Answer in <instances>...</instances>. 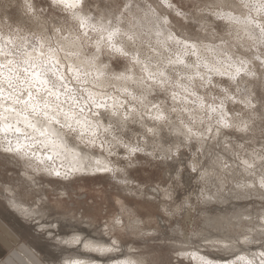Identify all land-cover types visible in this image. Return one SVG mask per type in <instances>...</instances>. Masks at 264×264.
I'll return each instance as SVG.
<instances>
[{
    "label": "rangeland",
    "instance_id": "obj_1",
    "mask_svg": "<svg viewBox=\"0 0 264 264\" xmlns=\"http://www.w3.org/2000/svg\"><path fill=\"white\" fill-rule=\"evenodd\" d=\"M50 2L0 0V41L11 53L0 54V61L7 70L12 69L10 77L13 74L17 84L8 104L22 112L23 102L31 92L28 101L35 104L46 101L57 107L69 105L72 111L90 116L96 124L98 120L107 122H98L95 134L82 133L76 127L70 135L83 139L87 148L103 156L110 167L67 178L49 175L42 173L33 159H22L17 152L4 150L0 142V209L10 210L13 215L12 204H21L24 210L45 208L57 218L53 217L54 222L61 220L56 222L58 226L54 223L51 231L40 225L36 215L22 214L27 224L38 226L36 231L31 227L17 230L8 223L36 253L39 264H48L41 248L59 247L67 238L74 240L70 234L75 230L58 229L62 222L84 232L91 230L109 250L102 255L83 251L81 243L80 248L78 242L73 244L75 240L63 247L68 252L66 257H77L82 262H95L97 258L110 264H225L248 253L255 255V264H264V37H258L259 33L256 39L235 21L239 16L254 26L264 25V11L252 6L264 0H85L88 7L83 13L92 20L91 26H81L71 11L50 7ZM148 13L159 17L162 33L169 35L164 37V45L147 31L135 37L143 35L139 41L128 39V30ZM228 15L235 17L234 21ZM104 16L110 19L109 30L120 29L124 45L133 41L126 49L120 48L126 55L114 51L107 43L106 31L98 28ZM8 38L12 43L7 42ZM207 45L220 49V63L226 71L234 67L227 69L223 61L234 56V61L248 66L244 70L252 75L249 77L243 70L233 79L226 72L198 74L206 70L199 65L198 70L186 66L184 75L175 68L168 80L160 83V69L150 75L145 69L148 65L158 69L182 52L189 63L195 64L205 55L198 59L192 46ZM29 54L38 57V63L55 54V60L50 57L68 86L62 87L56 75H48L49 82L41 87L31 84V69L30 73L19 70ZM137 54L138 59L133 57ZM4 60L14 62L13 67L9 68ZM245 62L248 65H243ZM127 77L134 81L125 86L124 93L118 82ZM103 79L108 84L105 87L100 85ZM55 90L67 95L62 100L54 99ZM94 92L99 96H92ZM13 98L20 103L14 104ZM111 99L121 103L117 101L119 108L116 112L110 109L112 113L107 106ZM221 120H226L224 124L228 126ZM40 236L44 243L48 241L41 248L36 242V238L43 241ZM28 261L37 264L35 260Z\"/></svg>",
    "mask_w": 264,
    "mask_h": 264
},
{
    "label": "bare ground",
    "instance_id": "obj_2",
    "mask_svg": "<svg viewBox=\"0 0 264 264\" xmlns=\"http://www.w3.org/2000/svg\"><path fill=\"white\" fill-rule=\"evenodd\" d=\"M247 3V2H246ZM169 4V3H168ZM252 4V3H251ZM130 6V5H129ZM82 17H84V24L85 25H93V22L91 19L87 18L84 16V13L83 12H80L79 10H76ZM147 15V14H146ZM224 16V15H223ZM227 16V15H226ZM231 16V15H230ZM229 17V15H228ZM232 17V16H231ZM239 17V16H238ZM235 18V21H237L239 24H242L241 26L243 27V29H245V31H247V34L249 33L250 35L252 36H255V38L257 39V35L260 33L258 31V28L256 27V24L255 26L253 25L254 23H251L249 22L250 20H246V19H243V18ZM161 18V17H160ZM234 18H231L232 21H234L233 19ZM165 19V18H164ZM78 20V19H77ZM102 20V19H101ZM166 20V19H165ZM80 21V20H78ZM110 19L107 18V16H104L103 18V21L101 22V25H97L98 28H101L102 30L101 31H106V35H108V32L111 31L109 30L110 27L108 26V23ZM120 21V20H119ZM160 19L159 17H156V15H153L152 14H149L144 18V19H141V20H136L135 22V25L133 27V29L131 28V30H128V34L129 36L131 37L130 40L132 39H136L135 37H137L139 34H143L144 31H147V33L149 35H153L156 37V39L160 42L161 45H164L165 43H163V41H165L166 37L168 36H164L166 32L162 33L164 29H162L161 26V22H159ZM162 21V20H161ZM118 22V21H117ZM236 23V22H234ZM237 23V24H238ZM100 24V22H99ZM96 26V25H94ZM240 26V25H239ZM37 27V26H36ZM164 27V26H163ZM238 27V25H237ZM241 27V28H242ZM235 28V27H234ZM240 29V28H239ZM243 29H240L241 31L244 32ZM146 33V34H147ZM245 33V32H244ZM105 34V33H104ZM122 34V33H121ZM246 34V35H247ZM105 35V36H106ZM244 35V34H243ZM146 35H144L145 37ZM172 36V35H171ZM249 36V35H248ZM247 36V37H248ZM250 36V37H252ZM121 36L119 35V39L117 38H114L113 39V44L115 45V47L117 48H121V49H126L127 46H129V43H132L130 40L128 42H126L124 45L123 42H125L123 39L120 38ZM140 38L136 39L139 41V39H143V35L142 36H139ZM142 37V38H141ZM162 37V38H161ZM165 37V39H164ZM258 37H262L261 35ZM5 38V37H4ZM154 38V37H153ZM169 38V37H168ZM254 38V37H253ZM3 39V38H2ZM10 38H8L7 42L9 41ZM162 39V40H161ZM1 40V39H0ZM176 40V38H175ZM178 40V39H177ZM68 41V40H67ZM5 43V41H3ZM43 42V41H42ZM166 42V41H165ZM12 43V42H11ZM169 43V42H168ZM185 43V42H184ZM183 44V43H182ZM67 45V44H66ZM70 45V44H69ZM159 45V46H161ZM190 45V44H189ZM197 45V44H196ZM7 46V45H6ZM1 41H0V47L3 48V50L5 52H9L7 50V48L9 47H6ZM179 46V45H178ZM183 46V45H181ZM71 47V46H70ZM192 47H195L194 48V52L195 54L198 55V59H199V56L201 55H205V57H202L203 60L202 61H196V66L193 62L192 65H190V63L192 62H188L187 58H186V54L185 53H181L179 54L175 59L173 58L171 61L169 60V62H167V64H164V65H160V67L155 68V67H150L149 65L145 68L147 73L150 74H153L154 71L156 70H159L160 69V73L163 72L164 73V76L161 77L160 74H159V80H163L164 82L168 80V78L170 77L169 74H170V71H173L175 68H178L179 71H181V73L184 75V72L186 70V66L187 67H190V68H194L195 70H198V68L202 69L203 70H206V71H203L201 73L198 72V74H202L204 72H207L208 71H212V72H215V73H221V72H226V74H228L231 78L235 77L236 76L238 77L239 75H237V72L236 70L239 68L241 69V71L244 70V68L246 67H243L241 64H238L236 61H234V59L232 57H229V58H225L227 60H224L223 63L226 61V63L228 64V68L229 69L230 67H234L232 68L231 71H226L225 68H223L222 64L220 63L221 62V58L219 56V53H221L219 50L220 49H216L214 47H211V46H192ZM177 48V47H176ZM77 49V48H76ZM188 49V48H187ZM137 50V49H136ZM141 50V48L139 49ZM138 50V51H139ZM167 50V49H165ZM32 51V50H30ZM41 52V49L39 50ZM186 51V50H185ZM226 51V49H225ZM12 52V51H11ZM76 52V51H75ZM123 52V50H122ZM156 52V51H155ZM163 52V51H162ZM177 52V51H176ZM232 52V51H231ZM39 52H37L38 54ZM50 53H53V52H50ZM146 53V52H145ZM157 53V52H156ZM230 53V52H229ZM28 54V53H27ZM40 54V53H39ZM166 54V53H165ZM169 54V53H168ZM231 54V53H230ZM33 55V54H32ZM32 55L30 56V54L28 55V57L24 58L25 61H27V64H25L24 62H22L23 64H19L20 65V69H25L27 68L29 72L32 71L31 73V76L29 79L32 78V81L33 83L31 84H37V85H45L47 84L46 81L47 80V76L48 75H56L57 76V80L59 79L60 80V85L64 86V85H67V83H65V81L63 82V73L60 75V73H58V69H57V65H56V62H54L55 60V54L53 56V54H50L54 57V60L53 58L51 59L50 55L47 58L44 59V61H41L40 63H38L40 60L38 57H34L35 59L38 58V61H34L32 60L30 57H32ZM41 55V54H40ZM58 55V54H57ZM206 55L208 56V58H206ZM223 55V54H222ZM225 55V54H224ZM234 55V54H233ZM30 56V57H29ZM43 56V55H42ZM41 57V56H40ZM134 58H139L138 54L136 56H133ZM162 57V56H161ZM33 58V57H32ZM33 58V59H34ZM59 58V57H58ZM56 57V60L58 59ZM156 58V57H155ZM159 58V57H157ZM171 59V58H170ZM1 60V59H0ZM6 60V59H5ZM4 60V61H5ZM136 60V59H135ZM155 60V59H154ZM157 60V59H156ZM3 61V62H4ZM152 61V60H151ZM190 61V60H189ZM251 61V60H250ZM256 61V60H255ZM139 62V60H138ZM160 62V61H159ZM165 62V61H164ZM5 63H7L5 61ZM14 63V62H13ZM12 63V64H13ZM57 63H59V61L57 60ZM85 63V62H84ZM137 63V62H136ZM158 63V62H156ZM249 62H245L243 65L247 64ZM6 64L2 63V61H0V75L2 74L3 78L4 77H10V73L12 69H9L7 70V67L5 66ZM9 65V64H8ZM153 65V64H152ZM201 66V67H198ZM248 65V64H247ZM11 67L9 68H12L13 66L10 64ZM15 66V65H14ZM155 66H158V65H155ZM18 67V66H16ZM94 67V66H93ZM243 67V68H242ZM248 68V66L246 67ZM245 68V70H246ZM250 68V67H249ZM253 68V67H252ZM14 69V68H13ZM34 69V70H32ZM72 69V68H71ZM15 70V69H14ZM18 70V71H19ZM177 70V69H176ZM244 70L243 73H246ZM17 71V69H16ZM22 71V70H21ZM73 71V70H72ZM99 71V70H98ZM189 71V70H188ZM249 71V70H248ZM85 72V71H83ZM177 72V71H176ZM30 73V72H29ZM28 73V74H29ZM156 73V72H155ZM187 73V72H186ZM210 73V72H209ZM250 73V71H249ZM253 73V72H252ZM35 74H38V75H35ZM99 74V73H98ZM102 74V73H101ZM224 74V73H223ZM241 74V73H239ZM248 74V72L246 73ZM245 74V75H246ZM255 74V73H253ZM249 75V74H248ZM247 75V76H248ZM252 74L249 75V77L251 76ZM50 76V77H51ZM75 76V75H74ZM100 76V75H98ZM123 76V75H122ZM128 76V75H127ZM264 76V75H263ZM15 76L12 74V78H14ZM48 76V79L50 78ZM59 77V78H58ZM97 77V76H96ZM102 77V76H101ZM54 78V77H53ZM56 78V77H55ZM185 78V76H184ZM234 78V79H235ZM28 79V80H29ZM100 79V78H98ZM129 79V80H128ZM131 78L130 77H127V78H122L118 83L121 82L122 85L118 84V88L120 91H123L124 93L127 91L125 90V86H127L129 84V82H131L132 80H130ZM138 79V78H137ZM152 79V78H151ZM237 79V78H236ZM0 80H1V76H0ZM50 80V79H49ZM52 80V79H51ZM55 80V79H54ZM53 80V81H54ZM102 79H100L101 81ZM119 80V79H118ZM117 80V81H118ZM39 81H45L46 83H39ZM88 81V80H87ZM134 81V80H133ZM132 81V82H133ZM186 81V80H185ZM49 82V81H48ZM139 82V81H137ZM84 83V82H83ZM99 83V82H98ZM140 83V82H139ZM248 83V82H247ZM49 84V83H48ZM131 84V83H130ZM133 84V83H132ZM177 84V83H176ZM182 84V83H181ZM246 85V83H243ZM36 85V86H37ZM53 85V84H52ZM59 85V86H60ZM100 85H108L106 80L103 79V81L100 83ZM135 85V84H134ZM139 85V84H137ZM140 85H142V83H140ZM48 86V85H47ZM47 86H44L45 90L48 89L46 88ZM62 86V87H63ZM68 86V85H67ZM35 87V86H34ZM33 87V88H34ZM38 87V86H37ZM41 87V86H40ZM95 87V86H94ZM102 87V86H101ZM105 87V86H104ZM117 87V86H116ZM51 88V87H49ZM66 88V87H65ZM100 88V87H98ZM140 88V87H138ZM241 88H246V87H242ZM41 89V88H40ZM58 89V88H57ZM91 89V88H90ZM106 89V88H105ZM128 89V87L126 88ZM42 90V89H41ZM63 90V89H61ZM61 90H55L56 92H54V94H52V96L54 95V99L56 97L57 100L61 99L62 97H64L63 95H67L64 94ZM66 90H70V89H67ZM118 90V89H117ZM7 91V90H6ZM43 91V90H42ZM54 91V90H53ZM52 91V92H53ZM64 91V90H63ZM67 92V91H66ZM249 92V90L247 91ZM41 93V92H40ZM44 93V92H43ZM70 93V92H69ZM95 93V92H94ZM120 93V92H119ZM132 93V92H131ZM131 93L128 92V94L130 95ZM146 93V92H145ZM240 93V92H239ZM242 93V91H241ZM35 95V93H33ZM42 94V93H41ZM48 94V93H46ZM32 95V93H31ZM33 95V96H34ZM40 95V94H39ZM51 96V94H49ZM102 94H100L101 96ZM128 95V96H129ZM145 95V94H144ZM149 95V94H148ZM9 93L7 92H4L2 96H0V111H3V108H15L13 107L12 105H9ZM28 96V95H27ZM26 96V97H27ZM37 96V95H36ZM42 96V95H41ZM46 96V95H45ZM69 96V95H68ZM73 95L71 94L70 97H72ZM92 96H99L98 93L96 94H92ZM90 95V97H92ZM111 96V95H110ZM248 96V95H246ZM25 97V96H24ZM43 97V96H42ZM75 97V96H74ZM93 97V98H94ZM103 97V96H102ZM28 98V97H27ZM109 98V97H108ZM14 99V98H13ZM37 99V98H36ZM36 99H33V100H36ZM46 99V98H45ZM44 99V100H45ZM63 99V98H62ZM61 99V100H62ZM69 99V97H68ZM72 99V98H71ZM79 99V98H78ZM82 99V98H81ZM95 99V98H94ZM31 100V99H30ZM39 100V98H38ZM96 100V99H95ZM106 100V99H105ZM108 100V99H107ZM112 100V99H111ZM109 100V101H111ZM48 101V100H47ZM66 101V100H65ZM76 102V100H73ZM71 101V102H73ZM88 101V100H87ZM118 101V100H117ZM116 100H112L111 103H107V106L110 105L111 108H109V111L110 109L112 111H115L118 110V103L121 104L119 101L117 103ZM10 102H11V99H10ZM35 102V101H34ZM34 102L32 101H28V103L30 105H34L35 108H36V113H39V115L37 114H33L31 112V109L29 108L28 110H23L22 111V115L21 117H19L20 119V123L19 124H16L11 118H9L8 121H6L7 123H11L13 124V127H19L20 128V132H15V131H8V132H4V131H0V142H1V147L7 151V149L9 147L13 148V149H19V151H14V152H17L16 154H19V156L22 157V159L24 158H31L33 159L34 161H36L39 166L41 167V169L43 171H40L43 173H47V174H51V175H57V173H59V176H62V177H72L74 175H78V174H83V173H98V172H103V171H107L109 170L108 168L110 166H108L105 158L103 156H100V154H95L91 149L87 148L86 146V143H84L83 139L81 138H73L71 135H70V131L71 129L73 128H80L82 130V133L84 132H89L91 134H95L96 133V130L98 128V122H100L98 120L97 124L90 120V116L85 117V115H80L79 113L77 112H74L72 111V109H70L69 105L67 106H62L59 104V107L55 106V105H50V103H47L46 101L40 103V104H35ZM38 102V101H36ZM56 102V101H55ZM71 102H69L71 104ZM107 102V101H106ZM141 102V101H140ZM68 103V104H69ZM85 103V102H84ZM102 103V101H101ZM56 104H58L56 102ZM73 104V103H72ZM96 104V103H95ZM98 104V103H97ZM78 105V103H77ZM106 105V103H105ZM105 105L104 108H105ZM72 106V105H71ZM75 106V105H74ZM93 107V105H91ZM98 106V105H97ZM102 106V105H101ZM100 106V107H101ZM102 106V107H103ZM121 106V105H120ZM145 106V105H144ZM87 107V106H86ZM109 107V106H108ZM200 107V106H199ZM74 108V107H73ZM77 108V107H76ZM84 108V107H83ZM107 108V107H106ZM16 109V108H15ZM18 109V108H17ZM16 109V110H17ZM79 109V107H78ZM99 109V108H98ZM18 111V110H17ZM84 111V110H83ZM127 111V110H126ZM18 112H21V111H18ZM88 112V110L86 111ZM104 112V111H103ZM119 112V111H118ZM148 112V111H147ZM150 112V111H149ZM44 113H47L48 116H54V119L53 120H48L47 119V116L44 115ZM108 113V112H107ZM110 113H112L110 111ZM120 113V112H119ZM158 113V112H157ZM86 114V113H85ZM115 114V113H114ZM117 114V113H116ZM115 114V115H116ZM24 115H27L28 118H29V121L34 124L36 126L37 129H41V131H43L45 133L44 136H41L38 132H35L32 128L30 127H26L24 122H23V116ZM106 115V114H105ZM113 115V114H112ZM119 115V114H117ZM134 115V114H133ZM137 115V113H136ZM159 115V114H158ZM221 115V114H220ZM101 116V115H100ZM157 116V115H156ZM117 117V116H114V118ZM150 117V116H149ZM121 118V117H120ZM158 118V117H157ZM58 120L59 121V124H57L55 121ZM101 120V119H100ZM111 120V119H110ZM134 120V119H133ZM220 120V119H219ZM97 121V120H96ZM106 121V120H105ZM119 121V119H118ZM121 121V120H120ZM103 122V121H102ZM100 122V123H102ZM124 122V121H123ZM221 122L223 123V125H225L224 123L226 122V120H221ZM103 123H107V122H103ZM102 123V124H103ZM227 123H229V121H227ZM226 123V124H227ZM231 123V122H230ZM101 125V124H100ZM108 125V124H107ZM222 125V124H221ZM101 127V126H100ZM103 127V126H102ZM115 127V126H114ZM125 127V126H124ZM123 127V128H124ZM108 128V127H107ZM76 130V129H75ZM76 131H79L78 129ZM75 131V132H76ZM104 131L106 132V130L104 129ZM108 131V130H107ZM81 132V131H79ZM72 133V132H71ZM78 133V132H77ZM110 133V132H108ZM177 133V132H176ZM103 134V133H102ZM108 136V135H107ZM114 139V138H113ZM108 140V139H107ZM116 140V139H115ZM91 141L95 142L94 140L91 139ZM118 142V141H117ZM95 144V143H94ZM122 144V143H121ZM124 146V145H123ZM0 147V148H1ZM117 147V146H116ZM123 149V148H122ZM151 149V148H150ZM113 150V149H112ZM115 150V149H114ZM13 152V151H12ZM17 158V157H16ZM28 161V160H27ZM29 162V161H28ZM30 163V162H29ZM25 164V163H24ZM27 164V163H26ZM33 165V163H30ZM27 166V165H26ZM38 165H36L37 167ZM247 166H250V164H247ZM35 167V168H36ZM38 168V167H37ZM37 170V169H36ZM39 174V173H38ZM31 179V178H30ZM262 184V183H261ZM264 184V183H263ZM14 201V200H12ZM17 203V202H16ZM12 208L14 210L13 215L10 214V210L8 212H5L4 210L0 209V217L2 218V220L6 221L7 223H10V225L12 227H14L15 229L17 230H35L37 228L38 230V226L34 223H31V224H27L28 222H25L26 220H24L25 218L22 217V214H25V215H36V217L39 219L36 220L40 222V225L41 226H45V227H48V229L51 231V228L56 224L57 221H61V220H57L56 222L53 221V219H57L56 217L51 216V211L50 209H46L45 208H39L40 210H24L23 207H21V204H12ZM54 211V210H53ZM52 211V212H53ZM57 212V211H55ZM10 214V215H9ZM55 215V214H54ZM57 215V213H56ZM50 216L52 218H50ZM59 215H57L58 217ZM29 217V216H28ZM34 217V216H33ZM54 217V218H53ZM60 217V216H59ZM58 217V219H59ZM32 219V217H31ZM65 218H63L64 220ZM30 220V219H29ZM65 221V220H64ZM67 221V220H66ZM69 221V220H68ZM27 224L24 226V223ZM70 222V221H69ZM55 223V224H54ZM58 226V224H56ZM41 226L39 228H41ZM61 226V227H60ZM214 226V225H213ZM31 227V228H29ZM67 228L70 232L72 230H75V234H70V238H73L75 240V243L73 242L74 240H70L67 238V242H62L61 239L60 241L62 242L61 245L59 247H51V246H45L44 249H46L48 251V254L45 253L44 249L41 248L44 246V244L48 241H46L44 243V238L41 239L43 241H40L39 238H36V242L39 243L40 245V248L42 249V252L44 254V257L47 259L48 261V264H54V261H59L61 264H110V263H106L105 261L103 260H96L95 258V262L93 260H88V262H82V259L81 260H78L77 257H74V258H68L66 257L68 252H66V247L70 245L71 241L73 242L74 245H76L78 242L79 245L81 243L80 246H78L80 249H82L83 251L84 250H88L90 252L94 251L95 253L97 252L98 255H102V254H106V251L108 250L107 249V246L106 244L103 243V239L99 238L98 235H95L94 233H92V231H88V230H85V228L82 231L80 230L77 226H75L74 224H70V223H67L66 222V225L64 224V222H62V224L59 225L58 229H61V228ZM47 229V228H45ZM57 228L55 230H58ZM48 230V231H49ZM67 230V231H68ZM36 231V230H35ZM62 231V230H60ZM18 232V231H17ZM34 232V231H33ZM44 232V231H43ZM55 232V231H54ZM63 232V231H62ZM73 232V231H72ZM58 233V232H57ZM56 235L58 236V233ZM53 234V233H52ZM68 234V233H66ZM39 235V233H38ZM48 235H49V232H48ZM51 235V234H50ZM60 235V234H59ZM36 236V235H35ZM46 236V235H45ZM61 236V235H60ZM64 236V234H63ZM48 237V236H47ZM62 237V236H61ZM52 238V237H51ZM66 238V236H65ZM47 239V238H46ZM53 239V238H52ZM49 240V239H47ZM63 240H65L63 238ZM55 241L52 240V242ZM55 244V243H54ZM72 244V243H71ZM38 245V246H39ZM51 245V244H49ZM63 245V246H62ZM66 245V247L64 248L63 250V247ZM53 246V245H52ZM235 248V247H234ZM79 249V251H80ZM110 249V247H109ZM71 250V249H70ZM75 250V248H74ZM233 250V249H232ZM46 251V252H47ZM68 251V250H67ZM76 251H78V248L76 247ZM75 251V252H76ZM109 252V250L107 251ZM113 252V251H112ZM259 252V251H258ZM93 253V252H92ZM96 253V254H97ZM260 253V252H259ZM258 254V253H257ZM42 255V254H41ZM66 255V256H65ZM78 256V255H77ZM82 256V255H80ZM87 256V255H86ZM91 256V255H90ZM197 256H199V254H197ZM253 255H250L248 253H243L242 255L240 256H236V259L233 258L231 259V261L229 260V263H225V264H236L237 262H240L242 264H255L254 261H253V258H255L254 256L252 257ZM88 257V256H87ZM201 257V260L203 259V257L200 255ZM109 258V257H108ZM116 258V257H115ZM197 258V257H196ZM257 258V257H256ZM87 259V258H86ZM122 259V258H121ZM131 259V258H130ZM199 259V258H198ZM109 260V259H108ZM255 260V259H254ZM97 261V262H96ZM107 261V260H106ZM119 261V260H118ZM200 261V260H199ZM204 261V259L202 260ZM110 262V261H109ZM122 262V261H121ZM127 262V261H126ZM259 262V261H258ZM262 262V261H261ZM114 263V262H113ZM120 263V262H119ZM118 262H115V264H119ZM131 263V262H130ZM133 263V262H132ZM212 263V262H211ZM121 264H129V263H124L122 262ZM209 264V262L207 263ZM259 264V263H258Z\"/></svg>",
    "mask_w": 264,
    "mask_h": 264
},
{
    "label": "snow or ice",
    "instance_id": "obj_3",
    "mask_svg": "<svg viewBox=\"0 0 264 264\" xmlns=\"http://www.w3.org/2000/svg\"><path fill=\"white\" fill-rule=\"evenodd\" d=\"M245 7H248V4L244 5ZM253 7H257L258 11H264V2L259 3V5L253 4ZM50 7H59L64 11H71L72 12V16L74 19H78L80 20L81 26H83L84 24V17H82L76 10L79 9L80 12H84L85 9L88 7L87 4H85V0H51L50 2ZM31 6H29V11H31ZM231 18V17H229ZM252 22V21H249ZM259 29H260V33L262 35V37H264V25L261 24H257L256 25ZM119 34H120V29L118 27L114 28L113 30L108 32L107 35V43L110 47H112V49L116 52H121V54H125L123 53L121 49L116 48L115 45L113 44V39L117 38L119 39ZM103 39V37H102ZM128 39H131V37H129ZM8 43H11V41L9 40ZM0 54H3L5 56L11 55L10 52H5L3 50L2 47H0ZM12 61L8 60L7 64H11ZM25 64H27V61H24ZM6 66V65H5ZM25 72L28 71L27 68L24 69ZM241 69H237V75H239ZM220 75H223V73H218ZM38 75V74H35ZM160 76L163 77L164 73L161 72ZM152 77L150 76L149 79H151ZM235 77H233L234 79ZM19 77H16L15 80H19ZM25 80H27V78H25ZM160 83H164L163 80L159 81ZM39 83L43 84L46 83L45 81H39ZM31 86V85H29ZM17 89V84L14 82V79L12 77H4L2 80H0V96L3 95L5 90L9 91V96L8 98L11 99L12 98V93L15 92ZM49 94H51V90L49 89ZM31 98V92L28 93V99L24 100V110H28L29 108L31 109V112L33 114H37L39 115V113H36V108L34 105H30L28 103V100ZM13 103H20L19 99H14ZM22 112H18L15 108H3V111H0V131H4V132H8V131H15V132H20V128L19 127H13V124L11 123H7L6 121L9 120V118H11L16 124L20 123V119L19 117H21ZM45 116H47L48 120H53L54 116H48L47 113H44ZM23 122L25 124L26 127H30L32 128L35 132H38L41 136H44L45 133L43 131H41V129H37L36 126L34 124H32L29 121V118L27 115L23 116ZM57 124H59V121L56 120L55 121ZM228 126V125H225ZM189 131H191L189 129ZM7 151H19V149H13L11 147H9L7 149ZM57 175H59V173H57Z\"/></svg>",
    "mask_w": 264,
    "mask_h": 264
},
{
    "label": "crops",
    "instance_id": "obj_4",
    "mask_svg": "<svg viewBox=\"0 0 264 264\" xmlns=\"http://www.w3.org/2000/svg\"><path fill=\"white\" fill-rule=\"evenodd\" d=\"M22 236L0 217V264H30L36 253L29 248Z\"/></svg>",
    "mask_w": 264,
    "mask_h": 264
}]
</instances>
